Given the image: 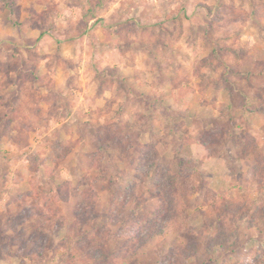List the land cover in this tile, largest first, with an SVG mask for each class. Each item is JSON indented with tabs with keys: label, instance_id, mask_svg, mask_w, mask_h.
<instances>
[{
	"label": "rangeland",
	"instance_id": "1",
	"mask_svg": "<svg viewBox=\"0 0 264 264\" xmlns=\"http://www.w3.org/2000/svg\"><path fill=\"white\" fill-rule=\"evenodd\" d=\"M12 1L14 13L0 0V264H90L70 224L87 176L101 172L91 163L128 176L146 146L165 171L198 168L182 183L184 224L205 236L214 205L237 197L248 209L261 197L249 169L264 155V0ZM247 133L256 143L242 155ZM147 168L140 188L152 186ZM65 179L66 225L42 223ZM97 200L104 211L114 197ZM258 221L211 264L264 263ZM180 243L190 244L184 233ZM150 248L145 264L157 257Z\"/></svg>",
	"mask_w": 264,
	"mask_h": 264
},
{
	"label": "trees",
	"instance_id": "2",
	"mask_svg": "<svg viewBox=\"0 0 264 264\" xmlns=\"http://www.w3.org/2000/svg\"><path fill=\"white\" fill-rule=\"evenodd\" d=\"M16 5L15 1L5 0L4 7L14 13ZM205 7L212 12L211 8ZM121 26V23L114 24L112 29L115 31ZM245 111L251 110L245 109ZM206 136L209 134L207 133ZM205 137L202 138L203 145H207L210 141L209 137ZM255 143L256 139L250 133L242 136L241 154L247 153L249 147ZM135 162V172L128 176V173L118 170L108 173L107 169L102 170L100 164L94 161L91 163L92 170L101 172L92 177L87 176L89 180L85 184L86 188L80 193L81 204L76 209L70 224L74 242L82 247L81 257H87L90 264H121V262L122 264H145L143 254L149 247L156 251L157 257L150 262L146 261L147 264H192L191 262L194 261L199 264H211L218 262L215 256L217 248L221 253L226 254L240 248V229L244 223L250 224L251 218L255 215H258L259 221L254 226L251 225V228L255 227L259 232H264V155L258 157L256 164L249 169V176L257 178L256 185L261 197L253 199L248 209L244 203H241L242 199L237 197H228L230 201L223 199L222 204L214 205L216 216L207 225L206 236L201 234L206 232L205 230L190 226L187 228L184 224L186 193L182 189V183L184 178L198 172V168L193 167L187 174V166L181 163L178 172L171 169L165 171L162 156L157 153L152 155L148 146L137 150L133 159L134 164ZM143 166H148L145 173L153 181L149 189L140 188L138 184L141 176L137 171ZM49 178L56 180L54 174H51ZM117 183L121 186H116ZM55 185L57 189L52 199L55 204L47 205L46 211H40L39 214L43 216L42 223L49 222L47 217H55L58 220L57 226L63 227L66 225L67 218L60 203L69 200L72 182L65 179ZM105 190L111 192L114 201L103 211L99 209L97 196ZM212 193L215 192L209 189L206 194L210 196ZM116 197L122 198V201L116 202ZM45 198L50 199V195H46ZM80 229L81 231H78ZM183 233L190 243L186 249L185 244H178L179 237ZM161 238L168 241L176 239L177 244L172 243L170 246L156 244V241ZM204 243L206 247L202 252ZM160 246L161 249H159ZM254 263L264 264L256 256Z\"/></svg>",
	"mask_w": 264,
	"mask_h": 264
},
{
	"label": "crops",
	"instance_id": "3",
	"mask_svg": "<svg viewBox=\"0 0 264 264\" xmlns=\"http://www.w3.org/2000/svg\"><path fill=\"white\" fill-rule=\"evenodd\" d=\"M100 2V1H99ZM101 3V2H100ZM88 12H93V10L91 9V7L89 5H87V9ZM7 12V11H6Z\"/></svg>",
	"mask_w": 264,
	"mask_h": 264
}]
</instances>
